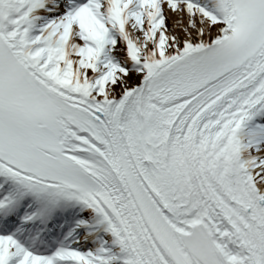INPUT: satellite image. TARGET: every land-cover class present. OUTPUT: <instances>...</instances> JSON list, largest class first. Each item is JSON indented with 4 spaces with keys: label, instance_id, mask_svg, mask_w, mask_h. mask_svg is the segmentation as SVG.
I'll use <instances>...</instances> for the list:
<instances>
[{
    "label": "snow or ice",
    "instance_id": "snow-or-ice-1",
    "mask_svg": "<svg viewBox=\"0 0 264 264\" xmlns=\"http://www.w3.org/2000/svg\"><path fill=\"white\" fill-rule=\"evenodd\" d=\"M0 264H264V0H0Z\"/></svg>",
    "mask_w": 264,
    "mask_h": 264
}]
</instances>
